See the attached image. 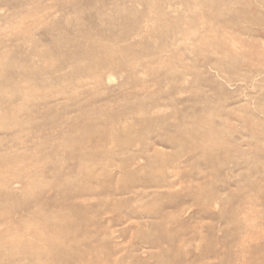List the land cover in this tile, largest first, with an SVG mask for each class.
Wrapping results in <instances>:
<instances>
[{
	"label": "rangeland",
	"instance_id": "1",
	"mask_svg": "<svg viewBox=\"0 0 264 264\" xmlns=\"http://www.w3.org/2000/svg\"><path fill=\"white\" fill-rule=\"evenodd\" d=\"M0 264H264V0H0Z\"/></svg>",
	"mask_w": 264,
	"mask_h": 264
}]
</instances>
